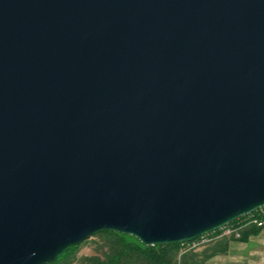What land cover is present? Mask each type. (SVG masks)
<instances>
[{
	"label": "water",
	"instance_id": "obj_1",
	"mask_svg": "<svg viewBox=\"0 0 264 264\" xmlns=\"http://www.w3.org/2000/svg\"><path fill=\"white\" fill-rule=\"evenodd\" d=\"M261 208L264 0H0V264Z\"/></svg>",
	"mask_w": 264,
	"mask_h": 264
},
{
	"label": "trees",
	"instance_id": "obj_2",
	"mask_svg": "<svg viewBox=\"0 0 264 264\" xmlns=\"http://www.w3.org/2000/svg\"><path fill=\"white\" fill-rule=\"evenodd\" d=\"M254 217L262 222V226L258 227L253 223L243 226L239 229L240 238L256 234L264 228V211L260 213L258 210ZM234 225L238 226L237 223ZM234 238L233 235L215 238L196 248H191L189 242L145 246L133 236L101 232L82 243L92 244L91 255L77 257L73 251L79 246H75L50 264H62L69 258H72L70 262L74 261L77 264H205L216 255L226 254L229 242Z\"/></svg>",
	"mask_w": 264,
	"mask_h": 264
},
{
	"label": "crops",
	"instance_id": "obj_3",
	"mask_svg": "<svg viewBox=\"0 0 264 264\" xmlns=\"http://www.w3.org/2000/svg\"><path fill=\"white\" fill-rule=\"evenodd\" d=\"M205 264H264V228L246 238H234L226 254L216 255Z\"/></svg>",
	"mask_w": 264,
	"mask_h": 264
},
{
	"label": "built area",
	"instance_id": "obj_4",
	"mask_svg": "<svg viewBox=\"0 0 264 264\" xmlns=\"http://www.w3.org/2000/svg\"><path fill=\"white\" fill-rule=\"evenodd\" d=\"M258 211V210H257ZM260 213H262L264 211V208L259 209ZM249 223H253L255 225H257L258 227L262 226V222L258 221L255 217L254 214H250L248 216H246L243 220L239 221L237 223V227L233 224H228L226 226H223L221 229H218L216 231H213L211 233L205 234L193 241H189V246L191 248H196L199 247L202 244H205L206 242H209L212 239L215 238H219V237H223V236H234L235 238H240V233H239V229L242 228L243 226L249 224ZM219 231V232H218ZM215 232H218V234H216Z\"/></svg>",
	"mask_w": 264,
	"mask_h": 264
},
{
	"label": "rangeland",
	"instance_id": "obj_5",
	"mask_svg": "<svg viewBox=\"0 0 264 264\" xmlns=\"http://www.w3.org/2000/svg\"><path fill=\"white\" fill-rule=\"evenodd\" d=\"M256 213H257V211L253 212V214H256ZM242 219H243V218H241V219H239V220H236V221H233V222H231L230 224L233 225V224H235V223H238V222L241 221ZM78 246H79V248L76 249L75 251H73V252H74V255H76L77 257H79V256H81V255H91V254L93 253V246H92L91 243H89V244H82V243H81V244L78 245ZM73 252H71V253H73ZM71 259H72V258H69L65 263H62V264H77V263L74 262V261L70 262ZM59 264H61V263H59Z\"/></svg>",
	"mask_w": 264,
	"mask_h": 264
}]
</instances>
